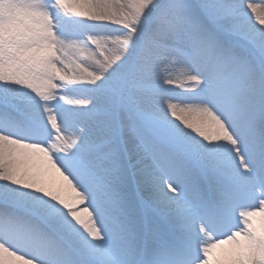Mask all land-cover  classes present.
Returning a JSON list of instances; mask_svg holds the SVG:
<instances>
[{
  "label": "snow or ice",
  "instance_id": "1",
  "mask_svg": "<svg viewBox=\"0 0 264 264\" xmlns=\"http://www.w3.org/2000/svg\"><path fill=\"white\" fill-rule=\"evenodd\" d=\"M0 264H264V0H0Z\"/></svg>",
  "mask_w": 264,
  "mask_h": 264
},
{
  "label": "rangeland",
  "instance_id": "2",
  "mask_svg": "<svg viewBox=\"0 0 264 264\" xmlns=\"http://www.w3.org/2000/svg\"><path fill=\"white\" fill-rule=\"evenodd\" d=\"M248 2L261 3V0H245V7H246V4H247ZM172 75L174 76V78L179 79V73H178V70H173Z\"/></svg>",
  "mask_w": 264,
  "mask_h": 264
}]
</instances>
